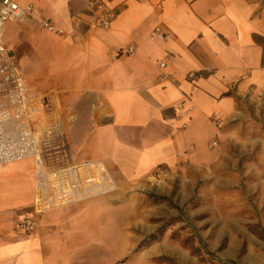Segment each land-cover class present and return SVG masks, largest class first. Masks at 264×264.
Here are the masks:
<instances>
[{
  "label": "crops",
  "instance_id": "0c3cea01",
  "mask_svg": "<svg viewBox=\"0 0 264 264\" xmlns=\"http://www.w3.org/2000/svg\"><path fill=\"white\" fill-rule=\"evenodd\" d=\"M15 1L32 12L7 20L2 39L27 86L66 117L69 164L94 162L120 184L159 167L172 177L217 172L221 150L209 144L246 102L264 101V0H107L116 14L105 28L89 0ZM28 160L26 193L13 170ZM34 171L33 158L0 164V217L35 211ZM107 192L43 209L30 234L0 227V264H151L135 249L139 200L130 207Z\"/></svg>",
  "mask_w": 264,
  "mask_h": 264
},
{
  "label": "rangeland",
  "instance_id": "374dc122",
  "mask_svg": "<svg viewBox=\"0 0 264 264\" xmlns=\"http://www.w3.org/2000/svg\"><path fill=\"white\" fill-rule=\"evenodd\" d=\"M19 57L22 70L31 72L34 45L29 42ZM242 110L212 140L217 144L211 148L221 150L217 172L172 177L165 168L141 183L120 184L103 169L106 194L122 193L125 203L134 202L130 207L139 200L144 229L134 230L139 236L135 249L150 254L151 264L264 263V101L246 102ZM31 170V160L13 170L26 193ZM25 209L0 217V227L13 228ZM147 209L150 215L143 214Z\"/></svg>",
  "mask_w": 264,
  "mask_h": 264
},
{
  "label": "built area",
  "instance_id": "2783aa9c",
  "mask_svg": "<svg viewBox=\"0 0 264 264\" xmlns=\"http://www.w3.org/2000/svg\"><path fill=\"white\" fill-rule=\"evenodd\" d=\"M88 8L97 23L108 27L116 14L107 0H89ZM32 5H20L15 0H0V164L33 158L36 209L19 215L13 223L17 234L26 235L37 227L38 212L46 208L77 201L109 187L103 167L96 163L75 166L68 163L66 117L54 118L53 103L48 96L36 94L19 72L15 58L2 39L7 20L20 19L32 12ZM49 31L54 27L42 22ZM61 31V30H59ZM162 36V34H159ZM133 50L127 47L126 53ZM164 66L163 62L159 63ZM189 78L195 72L187 73ZM217 144L212 141L209 147ZM159 167L155 174H162ZM116 264H125L118 260Z\"/></svg>",
  "mask_w": 264,
  "mask_h": 264
},
{
  "label": "trees",
  "instance_id": "16d2710c",
  "mask_svg": "<svg viewBox=\"0 0 264 264\" xmlns=\"http://www.w3.org/2000/svg\"><path fill=\"white\" fill-rule=\"evenodd\" d=\"M229 263H231V264H236V262L235 261H232V260H229ZM264 264V263H263Z\"/></svg>",
  "mask_w": 264,
  "mask_h": 264
}]
</instances>
